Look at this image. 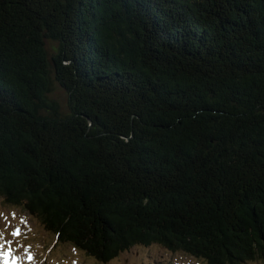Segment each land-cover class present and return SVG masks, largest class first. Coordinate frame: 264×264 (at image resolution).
Segmentation results:
<instances>
[{"label":"trees","instance_id":"trees-1","mask_svg":"<svg viewBox=\"0 0 264 264\" xmlns=\"http://www.w3.org/2000/svg\"><path fill=\"white\" fill-rule=\"evenodd\" d=\"M0 196L100 261L264 260V0H0Z\"/></svg>","mask_w":264,"mask_h":264},{"label":"rangeland","instance_id":"rangeland-1","mask_svg":"<svg viewBox=\"0 0 264 264\" xmlns=\"http://www.w3.org/2000/svg\"><path fill=\"white\" fill-rule=\"evenodd\" d=\"M60 94V93H59ZM0 264H209L185 251L153 243L133 245L109 261H100L57 235L21 205L0 196ZM242 264H264L249 260Z\"/></svg>","mask_w":264,"mask_h":264}]
</instances>
